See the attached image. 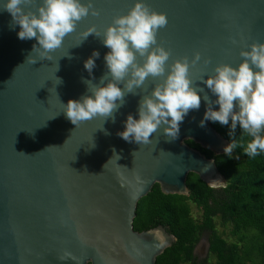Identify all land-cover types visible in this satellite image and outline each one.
I'll return each instance as SVG.
<instances>
[{"label":"water","instance_id":"1","mask_svg":"<svg viewBox=\"0 0 264 264\" xmlns=\"http://www.w3.org/2000/svg\"><path fill=\"white\" fill-rule=\"evenodd\" d=\"M136 2L92 0L100 15L90 11L78 21L62 46L48 54L50 60L41 59V49L33 51L35 38L19 39L20 26L0 10V264H154L176 238L163 225L134 230L138 200L155 183L165 194L189 195L191 172L211 187L225 186L215 160L185 140L214 154L230 144L211 120L201 126L208 108L204 93L217 99L202 78L215 74L218 64L238 66L242 49L264 43V0H145L167 15V26L157 34V43L171 52L167 71L175 60L191 61L199 53L189 75L194 87L204 89L200 108L185 116L177 138L165 135L162 125L146 145L125 141L118 133L129 114L139 119L141 99L163 77L150 76L143 88L128 93L115 122L97 116L76 127L63 105L92 95L85 81L100 84L110 51L104 33ZM92 26L100 36L93 33L76 46ZM94 50L100 55L89 73L84 63ZM137 59L142 64L146 57ZM55 75L61 83L56 84ZM212 107L219 109L215 103ZM102 125L109 134L98 129ZM66 252L75 259L61 260Z\"/></svg>","mask_w":264,"mask_h":264},{"label":"clouds","instance_id":"2","mask_svg":"<svg viewBox=\"0 0 264 264\" xmlns=\"http://www.w3.org/2000/svg\"><path fill=\"white\" fill-rule=\"evenodd\" d=\"M34 5L36 11L32 10ZM0 10L9 12L13 25L20 26L19 39L35 38L38 46L34 45L33 51L41 49V59L49 60L51 56L48 54L62 46L65 36L75 31L78 21L87 17L90 11L92 15H100V10L93 6L92 0L87 4L82 3V0H40L38 5L36 0H0ZM167 23L166 13L152 10L145 0H137L127 14L113 18L103 38V44L110 51L105 56L108 71L101 77L100 84L85 81L91 86L89 91L92 95H85L80 100L70 99L66 105L61 102L72 124L77 127L97 116L104 117V121L111 118L115 122V113L124 105L128 93L135 94L136 89L143 88L150 76L154 80L163 77L151 94L141 99L139 119L129 114L125 129L118 135L125 141L134 140L146 145L152 142L153 133L166 125L165 135L173 139L178 137L185 116L190 110H198L201 105L200 93L204 89L194 87L189 75L190 66H195L201 57L197 53L191 61L188 57L177 59L171 64V70L167 71L171 52L157 43L158 31L166 27ZM93 33L100 36L95 26H92L76 46ZM99 55V51L94 50L85 61L84 67L89 73L95 68V60ZM138 55L146 57L142 64L137 59ZM240 55L244 59L238 66L218 64L215 74L208 75L207 79L202 78L203 84L217 99L213 101L204 93L203 99L208 103V108L201 126L208 120L221 125H228L231 121L230 134L235 133L239 126L244 134L251 137L244 151L246 155L255 157L258 150L264 151V135H261L264 132V43L254 42L250 49H242ZM58 68L59 63L56 71ZM56 78V84L62 82ZM121 83L124 84L123 89L119 86ZM213 103L219 105L218 110L212 107ZM98 129L109 134L103 125ZM236 147L234 142L225 146V155L231 158ZM137 152L132 153L134 160ZM69 258L75 259L66 252L60 259Z\"/></svg>","mask_w":264,"mask_h":264},{"label":"trees","instance_id":"3","mask_svg":"<svg viewBox=\"0 0 264 264\" xmlns=\"http://www.w3.org/2000/svg\"><path fill=\"white\" fill-rule=\"evenodd\" d=\"M211 123L237 145L231 158L190 139L185 142L215 160L225 186L211 187L191 172L186 179L189 195L165 194L155 183L137 202L134 230L163 225L176 238L154 264H264V151L258 150L255 157L246 155L252 138L239 126L230 134L231 121ZM192 204L199 215L193 214ZM217 224L224 229L218 230ZM202 235L207 238L209 256L197 259L194 248Z\"/></svg>","mask_w":264,"mask_h":264},{"label":"flooded vegetation","instance_id":"4","mask_svg":"<svg viewBox=\"0 0 264 264\" xmlns=\"http://www.w3.org/2000/svg\"><path fill=\"white\" fill-rule=\"evenodd\" d=\"M206 242H207L206 236L202 235L194 248V254L197 257V259H203L207 257L206 250L208 249L206 246H204Z\"/></svg>","mask_w":264,"mask_h":264},{"label":"rangeland","instance_id":"5","mask_svg":"<svg viewBox=\"0 0 264 264\" xmlns=\"http://www.w3.org/2000/svg\"><path fill=\"white\" fill-rule=\"evenodd\" d=\"M192 212H193V214L194 215H199V211H198V209L195 207V205L194 204H192ZM217 229L218 230H221V229H224V228H222L219 224H217ZM225 230L227 231V228H225ZM208 249V248H207ZM206 254H207V257L209 256L208 255V250H206Z\"/></svg>","mask_w":264,"mask_h":264}]
</instances>
